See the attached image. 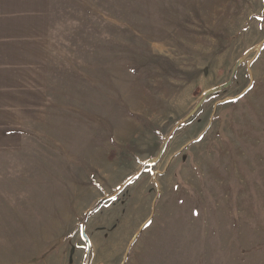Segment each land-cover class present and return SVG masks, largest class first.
<instances>
[{
    "label": "rangeland",
    "instance_id": "obj_1",
    "mask_svg": "<svg viewBox=\"0 0 264 264\" xmlns=\"http://www.w3.org/2000/svg\"><path fill=\"white\" fill-rule=\"evenodd\" d=\"M0 146V264H264V0H0Z\"/></svg>",
    "mask_w": 264,
    "mask_h": 264
},
{
    "label": "water",
    "instance_id": "obj_2",
    "mask_svg": "<svg viewBox=\"0 0 264 264\" xmlns=\"http://www.w3.org/2000/svg\"><path fill=\"white\" fill-rule=\"evenodd\" d=\"M228 85H229V83H228V84H224V85H222V86H220V87H217V88L213 89L212 91L223 89L224 87H226V86H228ZM82 236H83V238L87 241V245H88V247H89V241H88V239H87V237H86V235H85L84 229H82Z\"/></svg>",
    "mask_w": 264,
    "mask_h": 264
},
{
    "label": "trees",
    "instance_id": "obj_3",
    "mask_svg": "<svg viewBox=\"0 0 264 264\" xmlns=\"http://www.w3.org/2000/svg\"><path fill=\"white\" fill-rule=\"evenodd\" d=\"M88 251H89V250H88ZM88 258H89V252H87V254H86V259H85L84 264H88Z\"/></svg>",
    "mask_w": 264,
    "mask_h": 264
},
{
    "label": "crops",
    "instance_id": "obj_4",
    "mask_svg": "<svg viewBox=\"0 0 264 264\" xmlns=\"http://www.w3.org/2000/svg\"><path fill=\"white\" fill-rule=\"evenodd\" d=\"M0 148H1V146H0Z\"/></svg>",
    "mask_w": 264,
    "mask_h": 264
}]
</instances>
